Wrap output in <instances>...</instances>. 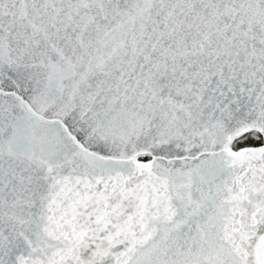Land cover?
<instances>
[{
  "label": "snow or ice",
  "instance_id": "1",
  "mask_svg": "<svg viewBox=\"0 0 264 264\" xmlns=\"http://www.w3.org/2000/svg\"><path fill=\"white\" fill-rule=\"evenodd\" d=\"M0 264H264V0H0Z\"/></svg>",
  "mask_w": 264,
  "mask_h": 264
}]
</instances>
